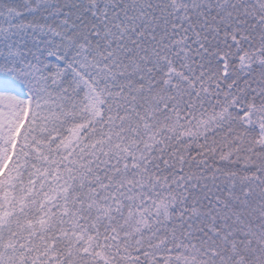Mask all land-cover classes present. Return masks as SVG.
<instances>
[{
  "label": "snow or ice",
  "instance_id": "snow-or-ice-1",
  "mask_svg": "<svg viewBox=\"0 0 264 264\" xmlns=\"http://www.w3.org/2000/svg\"><path fill=\"white\" fill-rule=\"evenodd\" d=\"M0 264H264V0H0Z\"/></svg>",
  "mask_w": 264,
  "mask_h": 264
}]
</instances>
